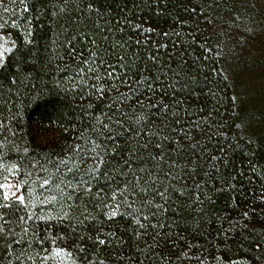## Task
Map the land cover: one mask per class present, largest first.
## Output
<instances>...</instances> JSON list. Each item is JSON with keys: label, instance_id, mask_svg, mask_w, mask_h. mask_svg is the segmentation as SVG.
Listing matches in <instances>:
<instances>
[{"label": "snow or ice", "instance_id": "6c2138e0", "mask_svg": "<svg viewBox=\"0 0 264 264\" xmlns=\"http://www.w3.org/2000/svg\"><path fill=\"white\" fill-rule=\"evenodd\" d=\"M11 2L15 4L17 0ZM160 2L141 0L149 8ZM18 3L24 5L22 13L32 11L26 0H18ZM46 4L51 10L50 28L57 25L53 30L57 49L67 48L75 53L83 46L88 52L87 57L81 54L82 59L75 66H67L73 70L58 81L57 86L63 84L65 92L80 93L81 98L95 95L103 99L107 95L106 110L96 113L92 111L94 105L87 104L83 109L87 129L76 138L77 143L65 145L63 155H33L28 144L23 143L20 113L37 91L32 83L33 73L24 70L25 64L38 63L33 55L36 41L28 20L22 30L21 52L16 39L4 34L8 22L0 21V71L6 70L8 62L18 54L21 57L18 73L7 83L0 81V176L4 177L0 181V252L20 245V253L15 254L17 264H23L25 258L31 264H36L37 260L44 264L49 259L65 258L71 264H77V260L81 264H92L80 243L85 236L89 241L93 239L86 232V221L95 219L89 201H94L91 209L102 212L109 220L117 215L130 217L138 225L135 235L139 239L147 235L149 229L165 228L160 217L184 207L180 199L186 204V215L179 220L171 219L167 225L169 231H157L156 236L170 240L174 225L189 231L193 239L187 240V248L170 264H222L223 257L219 253L230 247L228 241L237 232L249 231L255 239V248L264 247V220L260 219L264 216V182L257 186L258 194L251 198L248 208L236 216H221L205 206L215 203L212 199L215 181L221 183V191H226L235 188L232 182L236 177L225 174L226 149L213 140L214 136L226 139V134L213 131L218 125L209 123L211 112L207 117H199L203 108L193 111L187 103L186 94H193L190 90L196 81L183 55L176 57L175 49L184 42L183 36H192V33L165 32V37H181L179 41L173 40V51L169 52L167 43L153 41L149 47L148 36L133 41L127 31L139 30L144 36L142 26L120 16L115 17L119 27L114 26L113 13L97 6V0H46ZM140 7L141 4H133V8ZM131 11L129 9V13ZM40 15L45 12L41 11ZM11 27L17 28L15 16ZM152 31L147 29L149 33ZM191 42L195 43L194 36ZM133 43L136 48L129 51ZM58 59L63 60V56ZM173 60H177L175 66ZM59 70L57 64L56 71ZM135 73H139V79ZM122 88L126 91H121ZM209 144L213 145L212 149ZM212 151H218L219 155H212ZM193 155L199 156V163L182 159ZM145 163L147 167L143 166ZM251 172L264 181V173L258 172L256 166L251 167ZM197 175L201 179H192ZM13 177L18 180L15 184L11 182ZM189 179H192L190 185ZM94 185L102 186L94 192ZM25 188L26 194L22 191ZM53 222L57 227L69 229L67 235L52 236ZM213 223L216 224L214 236L209 231ZM257 227L261 228L258 233ZM175 235L177 239H185L179 232ZM70 239L77 240L73 246L75 254L57 243L66 245ZM93 242L105 244L99 235ZM46 243L55 246L51 255L47 254ZM155 247V244L145 248L137 246L136 251L150 262L167 259L148 251ZM5 260L0 259V264H5Z\"/></svg>", "mask_w": 264, "mask_h": 264}, {"label": "trees", "instance_id": "16d2710c", "mask_svg": "<svg viewBox=\"0 0 264 264\" xmlns=\"http://www.w3.org/2000/svg\"><path fill=\"white\" fill-rule=\"evenodd\" d=\"M26 3L32 11L22 13L24 5L19 4L18 0L15 4L11 0H0V4H3V7H0V21L8 22V27L3 30L4 34L16 39L21 46V52L22 30L27 21H31L36 41L33 55L37 57L38 63L35 66L25 64L24 70L33 73L35 79L32 83L37 91L32 93L34 99L25 102L20 113L21 132L24 134L23 143L28 144L33 155L54 157L56 154L63 155L65 145L77 143L76 138L87 129L83 111L87 104L92 103V111L100 113L106 110L107 95L103 99H97L95 95L81 98L80 93L65 92L63 84L57 86L58 81L71 74L73 69L67 66H75L77 61L82 59L81 54L87 57L88 52L83 46L77 48L75 53H70L67 48L57 49V44L53 42V30L57 25H52L51 28L49 26L51 10L47 8L46 0H26ZM134 3L141 4V7L133 8ZM97 6L111 10L116 27H119L115 24L116 16L140 24L144 29V36L140 35L139 30L135 33L127 31V35L131 36L133 41L143 40L145 36L150 37L149 47L153 41L157 44L167 43L168 51L172 52L173 40L179 41L181 37H165V32H190L195 37V43H192V36H183L184 42L179 43L175 49L176 57L183 55L186 66L191 69V75L196 81L190 90L193 94H186L187 103L193 111L203 108V112L198 113L199 117H207L211 112L209 123L218 125L213 131L226 134V139L214 136L213 140L219 141L226 149L228 168L225 169V174L236 177L232 182L235 188L226 191H221V183L215 181L216 190L212 192L215 203H206L205 206L221 216H236L246 210L252 202L251 198L258 194L257 186L264 182L251 172V167L256 166L258 172L264 173V0H161L158 5H152L150 8L142 4L141 0H97ZM5 8L10 11L5 12ZM191 8L196 11H186ZM129 9H132L131 13ZM41 11H44L45 15H40ZM13 16L17 17V28L11 27ZM149 28L153 30L151 33L147 32ZM60 40H63V36ZM135 48L133 43L129 51ZM59 56H63V60L58 59ZM20 59L18 54L8 62L6 70L0 71V81L7 83L18 73ZM176 63L177 60H173V66ZM57 64L60 65L59 71H56ZM135 76L139 79V73H135ZM191 82L190 80L189 83ZM121 91L126 89L122 88ZM195 118L197 117H190ZM203 127L207 128V125ZM193 131L195 133V129ZM177 138L183 143L182 138ZM208 147L212 149L213 145L209 144ZM211 154L219 155L218 151H212ZM182 159L200 162L198 155L183 156ZM204 159L207 160L208 157L205 156ZM143 166L148 165L145 163ZM3 179L4 177L0 176V181ZM192 179L201 177L197 175ZM192 179L187 181L189 185ZM101 186L94 185L93 191ZM23 191L26 194V188ZM88 203L95 219L86 221V232L93 239L89 241L85 236L80 243L85 247L92 264H170L180 255L181 250L187 248V240L193 239L189 231H183L182 227L175 228L174 225L170 240L156 236L157 231H169L167 225L171 219L179 220L181 216L186 215V204L182 199L179 203L184 207H180L177 212L169 211L166 217H160V220L165 222V228L149 229V233L141 235L139 239L135 235L138 225H135L130 217L117 215L109 220L102 212L91 209L94 201ZM260 219L264 220V216ZM215 228L216 224L213 223L209 230L212 236L215 235ZM68 231L69 229L64 227H57L54 222L50 229L52 236L58 233L67 235ZM255 231L258 233L261 228L257 227ZM177 232L185 239H177ZM41 234L43 235V232ZM98 235L100 239L105 240L104 245L93 242ZM199 242L202 243L203 240L200 239ZM57 243L61 247L66 246L67 251L75 254L73 246L77 243L76 239L68 240L66 245L60 241ZM220 243L222 245L223 241ZM152 244L156 247L148 251L159 253L167 259L150 262L136 251L137 246L145 248L146 245ZM228 245L230 247L227 250L219 253L223 257L222 263L239 261L244 264H264V247L260 250L255 248V239L249 231L237 232L228 241ZM45 247L48 248L47 254L51 255L55 246L46 243ZM20 251L21 246L15 245L14 250L0 252V259L6 258L5 264L7 261L17 264L15 254ZM13 252L14 254H10ZM129 257L133 259H128ZM77 263L81 264L79 260ZM23 264L31 262L25 258ZM36 264L41 262L37 260ZM44 264H71V261L67 258L49 259Z\"/></svg>", "mask_w": 264, "mask_h": 264}, {"label": "rangeland", "instance_id": "374dc122", "mask_svg": "<svg viewBox=\"0 0 264 264\" xmlns=\"http://www.w3.org/2000/svg\"><path fill=\"white\" fill-rule=\"evenodd\" d=\"M11 182H12L13 184H15V183L18 182V180H17L16 177H13V178L11 179ZM22 191H23V189H22ZM18 194H19V193H18ZM236 262H237V264H244L243 262H239V261H236ZM77 264H80V263H77ZM222 264H224V263H222ZM226 264H231V262H228V263H226Z\"/></svg>", "mask_w": 264, "mask_h": 264}]
</instances>
